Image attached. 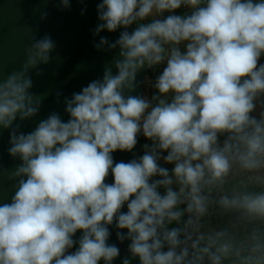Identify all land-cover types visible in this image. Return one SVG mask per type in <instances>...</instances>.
<instances>
[{"label":"clouds","instance_id":"9594fccd","mask_svg":"<svg viewBox=\"0 0 264 264\" xmlns=\"http://www.w3.org/2000/svg\"><path fill=\"white\" fill-rule=\"evenodd\" d=\"M97 13L94 37L123 30L94 47L118 56L64 98L67 121L52 112L21 130L46 95L33 72L51 63V36L0 76V130L20 161L0 168L14 189L0 202V264H113V224L138 264H264V0H101ZM161 65L156 93L133 95L138 74ZM141 134L143 155L114 162ZM213 209L226 226L206 227Z\"/></svg>","mask_w":264,"mask_h":264},{"label":"water","instance_id":"95a60500","mask_svg":"<svg viewBox=\"0 0 264 264\" xmlns=\"http://www.w3.org/2000/svg\"><path fill=\"white\" fill-rule=\"evenodd\" d=\"M101 0H71L70 9L61 10L57 5L59 0H0V76L17 70L23 63L24 50L32 38L49 35L56 42V49L52 53V61L43 68L41 76L33 72V92L46 94L39 114L28 121L21 123V130L25 133L32 131L36 124L50 113L57 112L65 121L69 119L64 111L65 97H71L84 86L103 75L104 68L110 65L118 56V49L109 51L107 48L97 51L94 47L100 37H107L114 42L120 31L109 33L103 31L99 36H93V29L99 23L97 5ZM48 12L46 20H40L43 12ZM83 11V14H81ZM134 30L131 26L128 31ZM115 72V69H113ZM147 68L137 76L138 86L133 95L144 96V79ZM62 93L57 101L56 93ZM9 133L0 130V168H14L20 161L11 158L7 152ZM114 162H129L143 155V142H138L131 152L116 151L113 154ZM107 183H112L111 174ZM14 189L6 176H0V202L10 201ZM126 212L127 207L122 209ZM171 227V226H170ZM109 243L120 249L119 257L113 264H122L125 259H133L128 252L130 241L120 242L117 239L118 230L115 225L109 227ZM81 233L77 232L74 240H78Z\"/></svg>","mask_w":264,"mask_h":264},{"label":"built area","instance_id":"2783aa9c","mask_svg":"<svg viewBox=\"0 0 264 264\" xmlns=\"http://www.w3.org/2000/svg\"><path fill=\"white\" fill-rule=\"evenodd\" d=\"M264 63V62H261ZM159 70H162L164 65L161 66H157ZM157 67H155V70H157ZM154 70V71H155ZM154 73L151 74L149 73L148 75L145 76L144 79V96H147L149 99L152 97V90H153V85H154ZM164 155H166V153H164ZM161 166L163 167H167L169 170H171V168L173 167V165L170 164H166L163 159H161L160 161ZM223 216H220L219 214L216 213V210L213 209L211 210V214L205 218V225L207 226H211V227H215V228H219V227H223L221 226V218Z\"/></svg>","mask_w":264,"mask_h":264},{"label":"crops","instance_id":"0c3cea01","mask_svg":"<svg viewBox=\"0 0 264 264\" xmlns=\"http://www.w3.org/2000/svg\"><path fill=\"white\" fill-rule=\"evenodd\" d=\"M184 11H185V9L181 8L180 10H177V14H182ZM165 15H167V14H165ZM261 62H264V56L261 57L260 63H261ZM148 70H149V73H151V74L154 73V80H155L156 77L162 72V70H159L158 67H157V70H155V68H153V69H148ZM154 70H155V71H154ZM155 93H156V90H155V88L153 87L152 94H155ZM259 110H260V109L258 108V109H257V113H255V114H258ZM140 136H141V138L143 139V148H144V145H145V144H149V145L151 144V141L148 140V139H146L142 134H141ZM221 139H223V137H221ZM144 150H145V149H144ZM239 179H240V177L237 176L236 179H235L234 181H232V183H236ZM229 186H231V185H229ZM229 220H230V217H228V216H223V217L221 218V226H226V225L228 224ZM73 251H74V249H73Z\"/></svg>","mask_w":264,"mask_h":264},{"label":"trees","instance_id":"16d2710c","mask_svg":"<svg viewBox=\"0 0 264 264\" xmlns=\"http://www.w3.org/2000/svg\"><path fill=\"white\" fill-rule=\"evenodd\" d=\"M133 27L135 28V25H133ZM149 74V70L147 69V72H146V75H148ZM140 139H141V141L143 142V139L141 138V136H140ZM144 148H143V153H144ZM161 191L163 192V190L161 189ZM171 227H174V225H172ZM74 250H75V248H74Z\"/></svg>","mask_w":264,"mask_h":264},{"label":"rangeland","instance_id":"374dc122","mask_svg":"<svg viewBox=\"0 0 264 264\" xmlns=\"http://www.w3.org/2000/svg\"><path fill=\"white\" fill-rule=\"evenodd\" d=\"M153 95V94H152ZM131 264H138V259L137 260H132Z\"/></svg>","mask_w":264,"mask_h":264}]
</instances>
